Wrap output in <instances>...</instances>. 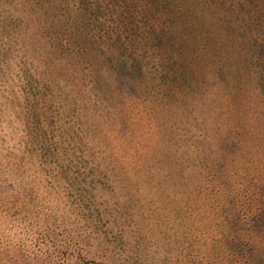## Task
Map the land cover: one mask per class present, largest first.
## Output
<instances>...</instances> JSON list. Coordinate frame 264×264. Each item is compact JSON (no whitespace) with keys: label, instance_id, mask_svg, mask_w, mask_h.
<instances>
[{"label":"rangeland","instance_id":"1","mask_svg":"<svg viewBox=\"0 0 264 264\" xmlns=\"http://www.w3.org/2000/svg\"><path fill=\"white\" fill-rule=\"evenodd\" d=\"M86 2L0 0V264H264L258 66ZM170 63L193 76L176 98Z\"/></svg>","mask_w":264,"mask_h":264},{"label":"trees","instance_id":"2","mask_svg":"<svg viewBox=\"0 0 264 264\" xmlns=\"http://www.w3.org/2000/svg\"><path fill=\"white\" fill-rule=\"evenodd\" d=\"M183 2L180 4L178 0H97L98 6L95 9L91 8L93 7L92 2H86L89 5L82 11V14L84 16L88 14L92 18H100L99 14L112 16L114 10H117L116 18L124 25L126 24V27H128L130 19L136 22L142 19L146 24L145 29L148 34L151 33V40L171 42L174 50H180L181 47L179 46L182 41L187 43L186 48L194 50L196 48L190 43L191 40L195 41L196 38H202L204 42L199 46L197 41L195 43L198 47L197 50L204 48L214 51L215 48L221 47L223 50L236 52L237 55L234 58L230 56V62L227 63L231 77L235 73L234 77L238 78L235 68H237L236 63H240L244 67H239L238 74L244 75L249 80L252 78L253 84L259 86L260 90L264 89V0H184ZM112 5L115 7L113 10ZM229 12L232 16L228 15ZM248 29L251 31L250 35L245 34ZM184 34L194 37L189 40L176 41L175 38L178 35ZM217 37H220L222 41L217 43L214 40ZM246 51L256 54V58H259L258 64L254 60H243L238 56L239 53ZM170 64V66L168 65L169 68L165 67L163 70V77L160 79L165 83L161 85L169 97L176 98L179 93H187L184 91L183 85L190 84V79L193 76L190 69L185 68V71L179 72L173 63ZM255 65L259 68L258 72L251 76L250 73L253 68L256 70ZM246 72L248 73L247 76ZM122 78L126 79L128 75L122 74ZM146 78L147 75L144 74L141 86H144ZM251 93L254 94L253 91ZM224 171L223 167L222 171H216L217 179L215 180L217 182L220 180L218 184L224 188H233L232 181H228L230 176L225 177ZM261 199V196L255 198L256 201L260 202ZM261 206V210L258 209L259 212L254 214V216H258L254 219V224L260 220L259 216L264 218V198ZM228 214L231 215V213ZM227 229L228 227L225 226V231ZM255 237L259 238L257 234ZM260 240L264 241V236ZM259 253L260 247L255 245L252 246V249L247 250L241 258L246 257L247 260L249 255L250 257L258 256Z\"/></svg>","mask_w":264,"mask_h":264}]
</instances>
